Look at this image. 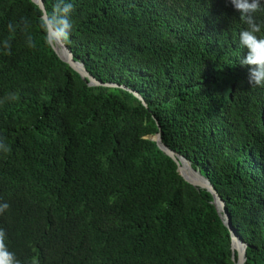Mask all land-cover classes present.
Listing matches in <instances>:
<instances>
[{"label":"trees","instance_id":"obj_1","mask_svg":"<svg viewBox=\"0 0 264 264\" xmlns=\"http://www.w3.org/2000/svg\"><path fill=\"white\" fill-rule=\"evenodd\" d=\"M43 2L48 14L55 0ZM71 3L66 46L117 87L89 86L60 59L32 0H0L8 147L0 203L10 205L0 228L9 250L22 264H236L214 197L187 183L152 140L159 124L164 143L225 202L246 264H264V86L251 87L239 63L247 51L239 13L229 0ZM21 18L35 48L8 30Z\"/></svg>","mask_w":264,"mask_h":264},{"label":"clouds","instance_id":"obj_2","mask_svg":"<svg viewBox=\"0 0 264 264\" xmlns=\"http://www.w3.org/2000/svg\"><path fill=\"white\" fill-rule=\"evenodd\" d=\"M233 9L239 13V19L247 27L239 33V44L246 51L240 58V65L248 68V83L252 86H264V19H258L256 13L264 12V0H229ZM74 5L71 0H55L51 11L44 18L41 16L39 26L44 33V40L49 46L67 44L72 33L71 16ZM10 33L18 29L26 35L27 45L31 48L37 46L34 37L30 34L31 21L21 18L19 23H8ZM3 49L10 54L11 39L3 41ZM0 150L8 151V147L0 145ZM10 207L7 203H0V215ZM6 232L0 228V264H22L16 254L9 250L6 244ZM31 264H39L33 258Z\"/></svg>","mask_w":264,"mask_h":264},{"label":"water","instance_id":"obj_3","mask_svg":"<svg viewBox=\"0 0 264 264\" xmlns=\"http://www.w3.org/2000/svg\"><path fill=\"white\" fill-rule=\"evenodd\" d=\"M32 1L42 11V16L46 18L47 12L43 0H32ZM58 46L62 47V49L65 50L64 59L61 58L60 54L57 51ZM52 47L63 62H65L74 71H76L81 76L82 79L88 80L89 86L117 87L116 85L113 84L102 83L98 81L95 77H93L87 71V69L84 67L83 64L75 61L73 53L65 44H57ZM130 91L139 101L142 102V104L145 107H147L145 100L142 98V96L139 93L132 90ZM151 134H155L158 137V140L155 143L158 146V148L162 150L167 156H169L177 164L180 176L193 187L206 190L214 197V204L216 205L218 212L223 214V218L225 219V225L228 227L232 236L233 261L236 264H246L247 244L242 240L241 237L238 236V234L232 228L231 220L226 209V204L223 201V199L220 197L216 189L213 187L211 182L207 178H205L199 171L193 169L191 163L186 158L180 156L178 153L171 150L164 143L161 126L159 124H158V131L156 133H151ZM145 139L151 141V139L148 138V135L145 136ZM183 163H186L188 168L195 174L196 176L195 179L190 180L186 177L185 172L183 171V165H184ZM218 205L220 206L221 210H219ZM236 243H239V247H235Z\"/></svg>","mask_w":264,"mask_h":264},{"label":"bare ground","instance_id":"obj_4","mask_svg":"<svg viewBox=\"0 0 264 264\" xmlns=\"http://www.w3.org/2000/svg\"><path fill=\"white\" fill-rule=\"evenodd\" d=\"M57 51L60 54L61 58L64 59L65 58V50L62 49V47L58 46L57 47ZM152 140L157 142L158 137L155 135L154 137H152ZM183 171L185 172V175L188 179H195L196 176L195 174L188 168L186 163H183ZM219 210H221L220 206L218 205ZM235 247H239V243H236Z\"/></svg>","mask_w":264,"mask_h":264}]
</instances>
